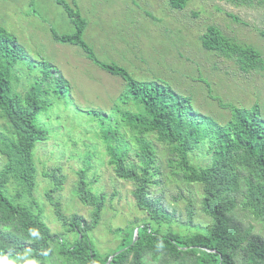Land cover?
<instances>
[{"label": "trees", "instance_id": "trees-1", "mask_svg": "<svg viewBox=\"0 0 264 264\" xmlns=\"http://www.w3.org/2000/svg\"><path fill=\"white\" fill-rule=\"evenodd\" d=\"M55 1L74 30L59 34L51 29L53 39L78 45L95 64L125 81L122 96H118L120 104L112 107L120 120L105 125L112 115L78 109L64 75L46 62L41 63L40 74L32 73L39 74L38 78L30 85L27 81L22 84L14 66L27 59V52L15 35L0 26V264H264V237L245 228V216L239 213L248 212L264 226V116L259 106L228 104L230 119L217 122L193 108L191 98L172 87L139 81L124 67L100 61L82 37L87 20L78 7L67 0ZM188 1L168 0V4L182 9ZM226 1L264 4V0ZM232 18L239 20L236 15ZM259 33L264 36V30ZM200 43L205 50L232 59L241 71L264 75L260 52L217 26L208 25ZM46 85L52 87L51 93ZM56 100L57 105L62 101L66 108L75 107L76 118L82 112L94 116L107 163L118 178L133 184L135 205L145 214L115 228L119 241L106 253L96 247L92 233L107 196L92 187L87 178L89 167L78 171L74 194L91 208L90 218L64 211L59 191L65 177L60 167L43 172L49 182L46 200L71 239L52 231L42 202L34 194L38 186L34 150L49 136L43 117L49 116ZM122 126L125 132L120 130ZM126 136L136 144L132 154ZM153 139L164 147L165 161L159 160ZM203 149L205 162H196L195 152ZM163 165L175 175L180 171L185 185L198 186L200 210L209 223L194 224L193 196L187 200L186 221L177 217L176 209H170L160 177L171 180V174L163 173ZM154 187L159 194L151 193Z\"/></svg>", "mask_w": 264, "mask_h": 264}, {"label": "rangeland", "instance_id": "rangeland-1", "mask_svg": "<svg viewBox=\"0 0 264 264\" xmlns=\"http://www.w3.org/2000/svg\"><path fill=\"white\" fill-rule=\"evenodd\" d=\"M67 1L78 7L87 20L82 37L100 61L124 67L139 81L172 87L181 95L189 96L193 108L219 123L231 117L228 104L241 107L257 104L264 116V75L259 71H241L232 59L207 51L200 43V35L212 24L237 42L252 45L264 58V36L259 33L264 30V4L189 0L184 8L174 9L168 0ZM232 15L239 20H234ZM0 26L15 35L27 52V59L14 66L22 84L27 81L30 85L38 78L41 63L46 62L64 75L70 98L78 109L112 115V120H107L105 125H115L116 119L120 120L112 107L119 103L125 81L95 64L78 45L53 39L51 29L59 34L74 30L67 13L55 0H0ZM35 71L39 74H32ZM45 90L51 93L52 87L46 85ZM57 101L49 116L43 117L49 136L38 142L34 150L38 182L34 194L42 202L43 215L52 231L65 233L71 239L72 234L64 231L46 200L49 182L43 172L60 167L65 177L59 191L64 211L90 218L91 208L74 194L78 171L89 167L87 178L92 181V187L107 196L101 220L92 233L96 247L106 253L119 241L113 230L145 214L135 205L133 184L118 178L107 163L105 144L94 116L82 112L76 118L75 107L66 108L62 101L57 105ZM120 107L126 109L125 104ZM120 130L125 132L126 127ZM126 139L132 154L136 144L129 136ZM152 143L159 160L165 161L167 153L162 144L155 139ZM204 150L195 152L196 162H205ZM170 170L163 165V173L171 174V180L160 177L165 183L164 199L170 209H176L177 217L186 221L187 200L193 196L194 224L209 223L200 210L198 186L185 185L180 179L181 172L175 175ZM151 193L156 195L160 190L154 187ZM239 213L245 216V228L253 233L261 232L264 237L261 222L251 218L248 212Z\"/></svg>", "mask_w": 264, "mask_h": 264}]
</instances>
